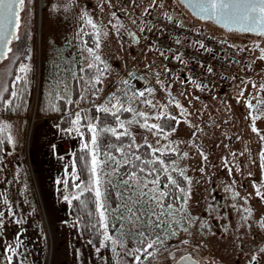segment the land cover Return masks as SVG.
I'll use <instances>...</instances> for the list:
<instances>
[{"label": "rangeland", "instance_id": "rangeland-1", "mask_svg": "<svg viewBox=\"0 0 264 264\" xmlns=\"http://www.w3.org/2000/svg\"><path fill=\"white\" fill-rule=\"evenodd\" d=\"M51 1L25 0L20 12V39L10 46L14 52L0 61V88L6 86L10 91L21 63L29 65L31 71L36 69V90L29 102V111L0 110V122L11 126L14 140L8 143L9 152L0 154V210L5 212L0 226V264H7L6 245L15 246L16 236L21 232L23 244L13 258L14 264H134L133 257L125 254L127 249L138 246L129 233L131 223L122 219L116 230H111L109 223L110 233L124 241L125 248L117 247V255L101 246L102 235L97 241L85 235L80 220L70 212V204L64 199L69 195L67 186L60 181H68L71 174H77L74 151L86 140L75 132L69 133L70 127H61V113L45 116L39 113L47 54L53 48L67 45L68 38L79 35L80 16L77 14L91 18L99 29V55L107 65L106 85L118 76L108 96L115 93L126 107L145 112L149 124L164 127V132L157 135L156 130L142 127L143 118L132 113L133 120L140 121V124H129L136 143H148L164 152L176 149L180 155L175 154L173 160L191 178V198L187 204L190 215H176L188 232L173 223L177 236L167 239L159 248L150 249L152 256L141 255L143 264H175L186 254L198 264H264V252H261L264 199L256 195L257 188L264 192V161L260 157L264 152L261 139L264 115L260 114L264 113V88L261 87L264 59H260L264 37L226 32L211 22H203L212 34L240 43L248 51L249 59L237 68L238 76L233 77L230 86L199 84L180 74H166L163 64L156 61L160 58L157 49L142 48L140 41L124 40L118 35L117 31H123L128 37L132 30L138 33L135 15L146 9L138 8V2L145 5L146 0H76V8L62 0L63 14L58 9L50 11ZM168 3L180 22L194 26L202 22L178 0H166L165 4ZM68 45L67 54L75 66L78 64L77 47L83 51L82 56L86 54L85 63L90 62L83 42L69 41ZM12 71L15 72L11 78ZM148 89L153 90L151 94ZM140 91H144L143 97L138 95ZM5 97L10 98L7 93ZM249 100L255 106L253 109L247 107ZM177 102L181 108L176 107ZM162 112L177 120L156 119ZM257 115L259 118L253 121L251 117ZM253 124L259 134L252 131ZM185 152L188 153L186 158L182 155ZM114 175L107 176L105 182ZM104 189L106 202L105 184ZM234 192L239 196L233 198ZM5 198L9 205L3 203ZM9 206L15 217L8 211ZM150 207L145 198V203L140 205L142 219L137 222L138 227L147 220L142 215L143 210ZM121 215L126 217L127 213L123 211ZM16 220L23 223L17 224ZM184 240L188 243L183 244Z\"/></svg>", "mask_w": 264, "mask_h": 264}, {"label": "snow or ice", "instance_id": "snow-or-ice-1", "mask_svg": "<svg viewBox=\"0 0 264 264\" xmlns=\"http://www.w3.org/2000/svg\"><path fill=\"white\" fill-rule=\"evenodd\" d=\"M24 6L25 0H0V60L7 59L8 54L14 52V49L9 47L11 41L20 39L18 34V30L21 27L20 12L24 9ZM194 6L198 9V14L201 15L203 19L215 20L229 31L251 32L264 37V0H194ZM113 15H115V13H113ZM87 24L94 30L93 34L95 37V48L86 47V51L91 57V61L87 63V68L95 69L94 79L90 78L87 83L94 89L96 84L102 83L101 77L107 65L105 64L103 69L99 67V65L104 64V61L97 52L100 47L99 29L91 18L87 19ZM83 31L82 28L81 32ZM84 34L87 35L88 33ZM131 35L135 38L134 34ZM84 44L87 46V41H85ZM200 47L203 48L204 45L200 44ZM257 47H259V45H257ZM260 51L262 53L260 59H264V48H260ZM175 58L177 60L181 59L180 56H176ZM17 71L19 74L14 77L12 90L10 91L6 86L0 88V107L11 108L14 106V101L21 100L23 92L26 91V87H21L20 85L23 84L26 86L28 84V73L31 71L30 66L21 63ZM207 71L211 72L212 69L209 67ZM124 83L126 84L127 81H124ZM196 86L198 88L201 87L199 84ZM253 86L255 87V85ZM261 87L264 88V85ZM96 90L99 91V89ZM147 91L151 94L153 90L148 89ZM5 93H7L10 98H6ZM243 94V91H241L240 95L243 96ZM138 95L143 97L145 93L144 91H140ZM59 99H64V97L60 96ZM84 99H87V97L81 96V100ZM65 102L66 104L75 103L71 99H67ZM145 102L152 105L150 100H146ZM109 105H111V107H109ZM50 107L55 108V105H50ZM152 107H155V105H152ZM176 107L181 108L182 106L177 102ZM247 107L253 109L255 106L249 100L247 102ZM121 110L132 112L143 118L144 122L141 126L149 131L156 130L155 134L157 135L164 132V127L162 125L157 123L149 124V116L145 112H136L132 107H126L115 93L108 97L105 104L96 106L97 112L110 114L115 118V127L101 126L95 122V118L88 119V111H91V109L87 111L81 109V111H84L83 117L80 111L75 112V119L71 120L72 127L67 129V131L69 133L75 132L83 138L85 133L81 131V128L87 129L88 139L82 144V149L89 157L88 170L90 176L89 182L82 186L81 184L75 183L76 180H79V175L75 173L71 174L73 177V187L79 191L71 196H64V199L69 204L72 203V200L80 201L83 204L84 201L81 200V196L85 192L94 193L96 209L99 216L98 223H100L102 228V239L100 240V244L102 247L110 248L113 253L119 255V253H117V247L124 249L125 245L123 239L115 237L109 231V212L108 206L104 200V184L107 176L118 174L121 167H130L132 171L126 172L125 177L121 179V183L130 191V195L123 207V211L127 213V216L124 217L122 215L121 218L126 219L132 224L133 227L129 229V233L132 234V238L138 246L134 249H127L125 254L133 257L134 264H143L141 255H144L145 258L152 256L153 253L149 251L150 249L159 248L165 245L167 239L177 236L176 230L172 228L173 223L181 227L183 231L188 232V228L184 227L181 221L176 219V215L178 213H182L184 216L190 215L187 213V204L191 198V178L186 175L185 169L178 168L175 160L166 163L165 160L161 158V156L164 155L163 149L153 148L151 144L147 145V147L151 149L149 155L154 157V159H144L141 155L132 152V149H139L141 145L135 143L132 133L129 131L128 127H126V122L120 120L118 113H120ZM184 111L187 110L184 109ZM260 114L264 115V113ZM155 118L177 120V117H169L165 112L160 113ZM258 118L259 115L251 117L253 121ZM132 123L140 124V121L135 119L127 121V124ZM10 127L11 126L6 122H0V144H3L5 139H7L9 143H14L13 137L10 134ZM172 130L174 131L175 129L173 128ZM252 131L259 134V130L254 124L252 126ZM101 134H111L112 137L121 142L120 145L109 146L120 154L119 158L110 152H100L98 138ZM124 137H127L130 141L127 145L123 144L122 138ZM165 138H167V135H165ZM261 139L264 140V135L261 136ZM166 147L170 148V146ZM170 152L180 155L174 148H171ZM156 153H161V156H157ZM182 155L186 158L188 153L185 152ZM201 155L203 156V153H201ZM260 157L261 160L264 161V152L260 154ZM203 158L205 160L207 159L206 156H203ZM133 161L139 163H133ZM262 167H264V165H262ZM109 168L111 172L107 171ZM201 171H203V169H201ZM229 171H231V169H229ZM173 173H178V176H173ZM162 177L165 180L163 189L160 187ZM180 178H182L184 182H187V188L181 186ZM60 183L67 186L68 181L65 179L60 181ZM177 192L180 195H177ZM256 195L264 199V192H261L259 188L256 190ZM133 196L135 199H133ZM238 196V192L233 193V198ZM145 198H147V202L151 207L143 210L142 215L146 216L147 220L143 221L142 226L138 227L137 222L142 219L140 215V205L145 203ZM179 200H182V203L177 207L176 201ZM3 203L9 205V201L6 198L3 200ZM8 211L15 217L16 214L10 206L8 207ZM245 211L250 213L249 209H245ZM149 212L151 213L150 215ZM4 215L5 212L0 210V226L3 224ZM15 222L21 224L23 220H16ZM189 223H191V221H189ZM133 229H135L134 234ZM157 229H159V231H155ZM161 233H163V235ZM22 235V232L17 234L15 246L12 244L6 245L5 251L8 253L6 256L7 264H14L13 258L19 254V249L23 244L21 239ZM88 243H91V241H88ZM182 243L187 244L188 241L184 240ZM96 251L99 252L100 249L97 248ZM261 252H264V248L261 249ZM183 259L185 264H195V262L191 261L190 257H184ZM255 259L256 258L253 257V260Z\"/></svg>", "mask_w": 264, "mask_h": 264}, {"label": "trees", "instance_id": "trees-1", "mask_svg": "<svg viewBox=\"0 0 264 264\" xmlns=\"http://www.w3.org/2000/svg\"><path fill=\"white\" fill-rule=\"evenodd\" d=\"M75 1L76 0H67V4L69 3L70 5L76 8ZM60 2H62V0H52L50 6L48 7L50 11H54L58 9L63 14L64 9L62 8H64V5L60 4ZM165 2L166 0H158V7L155 8L154 10L168 13L169 15L174 16L172 12L173 7L171 3L165 4ZM76 11L77 10L75 9V14ZM77 15L80 16L79 35H75L68 38L66 42L69 43V41H71L77 43L80 41L83 42L84 44V42L87 41V46H85L84 44L85 50L86 47L95 48V37L93 34L94 30L91 28L90 25L87 24L88 17L81 14H77ZM207 22L208 21H205L204 23ZM204 23L203 21L200 22L199 26L204 28L206 31H209ZM184 24H188V23H184ZM82 28L84 30L83 32H81ZM132 32H134L138 38V33L134 30H132ZM84 33H88V34L85 35ZM129 38L131 40H134L133 36L131 35L129 36ZM233 42L239 46H242L238 42L235 41ZM68 43L62 48H57V47L56 49L53 48L52 49L53 51L50 50L47 54L48 56L43 66V81L41 83L39 113L42 116L53 114L56 112L61 113V121H62L61 127L68 128V127H72L71 120L75 119L74 116L75 112L80 111L81 116L83 117L84 111H81V109H84L85 111L91 109V111H88V117H87L88 119L95 118V122L101 126L115 127L116 126L115 118L110 114L97 112L96 106L102 104L99 101L94 102V99H98L100 93L104 89L106 70L104 71V74L101 77L102 83L96 84L94 89L91 88V85L88 84L87 82L89 81L90 78L94 79L95 69L87 68V64L85 63L84 60L86 54L82 56L83 51H81L79 47H77L78 64L77 66H75L71 60V56L67 54L70 49ZM97 52L99 54L100 50L98 49ZM82 61H84L83 62L84 66L82 64ZM104 65L105 64H101L99 65V67L103 69ZM14 72L15 71H12L11 78ZM35 77H36V69L34 68L32 71L28 73V81H29L28 84L26 86L23 84L20 85L21 87H26V91L23 92L22 99L14 101V106H12L11 108L0 107V110L10 113L28 112L30 107L29 102L36 90ZM96 89H99V91H97ZM60 96H63L64 99H59ZM81 96H86L87 99L81 100ZM67 99H71L75 103L66 104L65 101ZM50 105H55V108L50 107ZM118 115L120 120L126 122V127H128L129 131L131 132L130 125L127 124V121L133 120L134 116H132V112L121 110V112L118 113ZM81 131L85 133L84 138L87 141L88 139L87 129L82 127ZM122 140H123V144L125 145L130 143L127 137L122 138ZM8 143H9L8 140L5 139L4 143L0 144V154L2 156L6 155L9 152ZM120 143L121 142L117 141L114 137L111 136V134H101L98 138L100 152L101 153L110 152L111 154L116 155L117 158L120 157V154L115 152V150L110 148L109 146L120 145ZM137 145H141V147L139 149H132V152H135V154L137 155H141V157L144 159H154V157L149 155L151 149L147 147V145H149L148 143H141ZM156 155L161 156V153H156ZM175 157H176L175 153H171V152H164V155L161 156V158L164 159L166 163H170ZM74 159L77 166V174L79 175V180H76L75 183L81 184L83 186L84 184H87L89 182L90 173L88 170L89 157L82 149V146L75 149ZM133 163H139V162L133 161ZM128 171H132V169L127 166L121 167L119 169L118 174H115L111 179H106L105 182L106 196H107L106 204L108 206V212H109L108 217H109L111 230H116V228L119 229L118 226L122 224L121 213L123 212L124 203L127 200L130 193L126 192L129 190L125 187V185L124 186L120 185V183H121V179L125 177V173ZM173 176H178V173H173ZM180 180H181V186L187 188L188 187L187 182H184L182 178H180ZM164 183L165 180L162 177L160 184L162 189L164 187ZM78 191H79L78 189H75L73 187V178L72 177L69 178L67 184L68 194L71 196L72 194L77 193ZM176 194L180 195L178 192ZM81 200L84 201L83 204L80 201L72 200V203L70 204V212L80 220L81 228L83 229L84 234L89 236L93 241L95 240L97 241V239H99V235H101L100 234L101 225L100 223H98L99 216L96 209L94 193L85 192L81 196ZM181 203L182 200L176 201V206L179 207ZM145 218L147 217L145 216Z\"/></svg>", "mask_w": 264, "mask_h": 264}, {"label": "built area", "instance_id": "built-area-1", "mask_svg": "<svg viewBox=\"0 0 264 264\" xmlns=\"http://www.w3.org/2000/svg\"><path fill=\"white\" fill-rule=\"evenodd\" d=\"M135 21L142 48H155L166 53L163 62L168 75L183 73L187 79L199 84L227 87L237 73L236 66L249 59L248 51L232 40L215 36L200 26L184 24L168 13L147 9L137 13ZM117 32L128 40L123 31ZM176 56L181 59L177 60ZM209 67L211 72L207 71Z\"/></svg>", "mask_w": 264, "mask_h": 264}, {"label": "water", "instance_id": "water-1", "mask_svg": "<svg viewBox=\"0 0 264 264\" xmlns=\"http://www.w3.org/2000/svg\"><path fill=\"white\" fill-rule=\"evenodd\" d=\"M189 12L192 16H194L195 18L205 22V21H208V22H211L213 23L214 25L220 27L221 29H223L224 31L226 32H237V33H250V34H254V35H257L255 33H251V32H239V31H235V30H232V31H229L227 28L223 27L221 24L217 23L215 20H211V19H203L201 15L198 14V9L194 6V0H178ZM41 8V7H40ZM39 20H40V14H39ZM131 34H134L135 38L134 40H138L136 34L132 31H130V35ZM133 36V35H131ZM14 40L11 41V43L9 44V47L11 46L12 42H14ZM2 61V60H0ZM180 75L183 76V73H180ZM184 257H190L191 261L192 262H195V264H198V261L195 260L193 257H191L189 254H186L184 256H182L181 258H179L176 262V264H184L185 261H184Z\"/></svg>", "mask_w": 264, "mask_h": 264}, {"label": "crops", "instance_id": "crops-1", "mask_svg": "<svg viewBox=\"0 0 264 264\" xmlns=\"http://www.w3.org/2000/svg\"><path fill=\"white\" fill-rule=\"evenodd\" d=\"M147 2H146V4L145 5H143V3H141V1H137L138 2V8H146L145 10H147V9H155V8H157L158 7V0H153V1H149V0H146ZM150 3H153L155 6H150L149 4ZM135 4H137V3H135ZM144 11V10H143ZM159 52H160V58H158V60L156 59V61H158V62H161L162 64H163V66H164V68H165V65H164V62H163V59H164V57H165V55H166V53L164 52V51H161V50H158ZM161 53H163V54H161ZM239 66H241V65H239ZM239 66H236V70H237V68L239 67ZM238 73V72H237ZM237 73H236V75H237ZM240 73V72H239ZM235 75V76H236ZM234 76V77H235ZM238 76V75H237ZM117 78H118V76L117 77H115L114 79H113V81H112V83H108L107 85H106V83H105V85H104V89H103V91L100 93V95H99V97H98V99H94V102H97V101H99L102 105L103 104H105V102L108 100V95H109V90L111 89L110 88V86H111V84H113L116 80H117ZM114 88V87H113ZM109 107H111V105H109Z\"/></svg>", "mask_w": 264, "mask_h": 264}, {"label": "flooded vegetation", "instance_id": "flooded-vegetation-1", "mask_svg": "<svg viewBox=\"0 0 264 264\" xmlns=\"http://www.w3.org/2000/svg\"><path fill=\"white\" fill-rule=\"evenodd\" d=\"M184 256V255H183ZM176 264V263H175ZM185 264V263H184Z\"/></svg>", "mask_w": 264, "mask_h": 264}]
</instances>
